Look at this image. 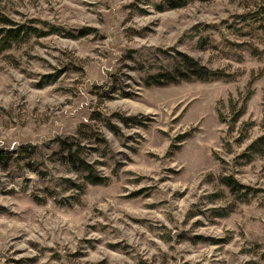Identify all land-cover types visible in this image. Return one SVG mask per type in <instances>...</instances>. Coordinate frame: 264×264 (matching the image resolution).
<instances>
[{"label":"rangeland","instance_id":"1","mask_svg":"<svg viewBox=\"0 0 264 264\" xmlns=\"http://www.w3.org/2000/svg\"><path fill=\"white\" fill-rule=\"evenodd\" d=\"M161 2L0 0V264H264V0Z\"/></svg>","mask_w":264,"mask_h":264},{"label":"trees","instance_id":"2","mask_svg":"<svg viewBox=\"0 0 264 264\" xmlns=\"http://www.w3.org/2000/svg\"><path fill=\"white\" fill-rule=\"evenodd\" d=\"M190 0H162L160 4H157L158 10H164L166 9H175L180 8L184 5H186ZM203 1V0H200ZM0 20L5 22L7 26L0 27V51L9 49L12 44L22 38L29 37L31 35L35 36H46L51 34L52 32H59L56 27H52V29L48 31H43L42 29H39L35 25H29L26 26L24 24H18L14 21L2 17L0 15ZM261 27L264 30V26L261 24ZM85 34L84 32L80 33ZM68 35L71 37H74V33L69 32ZM180 55V61L178 65H176L173 72L164 71L163 73L158 74V76L164 78V80L160 81L157 79V75H152L151 78L154 79L155 84L157 85H166V84H177L184 81H191V80H202V81H208L211 79H218V78H229L231 77L230 74L224 73L219 70H213L210 68H207L203 65H201L198 61L193 59L192 57L188 56L185 53L179 52ZM252 95V91L248 88V91L246 95H241L240 97H237V99H230L229 103L231 105V112L227 113L225 117L222 119L225 122L229 124V126H233L235 123L239 121V119L242 117L245 111V104L249 100V98ZM221 115V114H220ZM222 116V115H221ZM264 139L259 138L255 142L252 143V146L255 147L256 145L259 146V144ZM10 158V155L6 152L0 151V162H6ZM86 184L91 185H97V184H104L106 183L105 177L99 176L91 171L88 172L86 175ZM224 184L231 188V190L236 192H242L241 194L243 196H247L250 193V188L247 186L240 184L237 180H235L232 177H225L224 178ZM76 188H79L80 190H83L85 188V185H75Z\"/></svg>","mask_w":264,"mask_h":264}]
</instances>
